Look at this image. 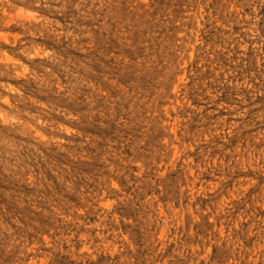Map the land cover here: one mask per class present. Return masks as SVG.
Returning a JSON list of instances; mask_svg holds the SVG:
<instances>
[{"label":"clouds","instance_id":"clouds-1","mask_svg":"<svg viewBox=\"0 0 264 264\" xmlns=\"http://www.w3.org/2000/svg\"><path fill=\"white\" fill-rule=\"evenodd\" d=\"M67 13L72 14L73 30L89 42L84 45L80 61H67L58 69L62 76L70 78L61 86L60 77L53 78L52 67H45L50 54L42 48L37 52L36 48L42 37L58 39L60 34L69 35L67 28L56 21ZM194 14L199 15V11ZM162 17H167V10L161 0H0V187L12 182L35 183L40 194L50 201L49 211L62 228H42L29 237L11 225L0 224V264H57L62 255L69 256L73 264H100L97 257L101 253H111L108 264H264V129L250 136L241 149L233 147L228 164L215 166L213 185L204 183L203 191L192 188L196 199L207 197L206 209L196 204L177 206L180 185L170 191L166 178L159 175L171 168V160L183 158L173 156V152L183 153L184 157L190 154L178 126L181 135L165 127L166 138L159 139L153 147H141L143 141L138 140L132 160L106 153L99 179L93 176L78 180L65 166L61 170L64 183L55 191H49L41 174L30 166V155L43 159L50 145L62 144V137L75 135V131L66 133L65 127L75 129L83 113L72 107L76 114H66V105L86 104L92 111L101 101L106 111H111V105L118 110L124 93L121 90L113 98V90L119 88L113 71L102 74L107 92L99 82L92 83L95 77L86 78L88 61L102 41H116L120 47L136 46L138 39L155 38ZM223 19L229 26L232 22L243 25V39L256 42L264 63V0H226ZM164 51L147 52L139 69L146 70L150 65L156 70L160 76L158 86L166 82V71H179L175 64L167 62L157 68ZM116 63L123 64V60ZM33 72L47 77V87L55 86L59 103L38 101L15 86L14 81L21 76L25 81L33 79ZM85 91L87 97L82 95ZM52 112H60L55 121L50 119ZM136 160L140 165L132 179L144 183L147 178L160 187L161 198L145 194L136 204L139 215L130 213L127 224L131 227L126 234H112L105 223L87 224L91 210L101 208L102 200L112 197L114 206L123 201L135 203L124 194L122 176L123 170ZM204 163L207 168L209 165ZM30 173L31 182L27 179ZM232 173L247 179L229 187L226 179L231 182ZM113 179L120 181V188L112 184ZM194 179L189 177L188 184ZM97 183L100 187L95 191L88 188ZM68 185L77 193L75 203L61 199V195L69 194ZM164 193L169 195L162 203ZM113 210L101 208V221H106Z\"/></svg>","mask_w":264,"mask_h":264},{"label":"rangeland","instance_id":"rangeland-1","mask_svg":"<svg viewBox=\"0 0 264 264\" xmlns=\"http://www.w3.org/2000/svg\"><path fill=\"white\" fill-rule=\"evenodd\" d=\"M225 2L161 0L167 17H162L163 23L155 38L138 39L137 45L130 48L120 47L116 41H102L100 49L88 61L86 78L95 77L92 83L99 82L107 92L102 74L112 70L114 82L119 83V88L113 90V98L121 90L124 94L118 110L116 105H111V111H106L101 101H97L92 111L88 110L86 104L65 106L68 108L66 114H76L71 111L72 107L83 113L75 129L65 127L66 133L75 131V135L62 137V144L50 145V152L43 159L34 155L28 157L30 166L49 185V191H55L64 183L61 170L65 166L78 180L93 176L99 179L104 171L106 153L132 160L137 154L138 140L143 141L141 147H153L159 139L166 138L165 127L173 134L181 135L177 131L178 126L183 130V142L190 154L184 157L183 153L173 152V156L183 158L171 160V168H165L159 175L166 178L170 191L174 192L175 185H180L177 206L180 203H186L189 207L196 204L205 209L209 206L207 197L196 199L192 188L203 191L204 183L213 185L215 166L228 164L233 147L241 149L247 145L250 136L264 129V63L261 62L256 42L248 43L243 39V25L232 22L229 26L225 23ZM197 10L199 15L194 14ZM56 21L67 28L69 35L60 34L58 39L42 37L36 51L42 48L50 54L45 67H52L53 78L60 77L58 83L63 86L70 78L66 74L62 76L58 69L61 65L66 66L67 61H80L85 53L84 45L89 41L73 30L71 13L57 17ZM164 49V59L157 68L167 62L168 65L175 64L179 71H166V82L158 86L160 76L156 70L150 65L146 70L139 69L147 52L155 54ZM121 59L123 64L116 63ZM14 84L38 101L59 103L53 91L55 86L47 87V77L36 72H33V79L25 81L21 76ZM82 95L87 97L88 92H82ZM59 116L60 112L50 113L53 121ZM201 140L203 143H200ZM202 161L209 166L206 168ZM139 165L138 160L129 164L122 176L126 186L124 194L135 203L123 201L114 206L112 197L102 200L101 208H114L110 217L101 221V208H93L87 224L105 223L112 234H126L127 228L131 227L127 224L130 213L136 212V204L145 194L161 198L160 187L147 178L144 183L132 179L138 174ZM197 170L201 175L196 176ZM230 175L234 179L231 182L226 179L229 187L247 179L235 173ZM189 177H195L191 184H188ZM27 179L33 181V175L30 173ZM112 184L121 187L120 181L115 179ZM98 187V183L88 185L92 191ZM68 188L69 194L61 195V199L65 203H75L77 193L71 191L72 185H68ZM168 195L164 193L162 203L166 202ZM49 203L35 183L12 182L0 187V224L11 225L29 237L42 228L62 230L57 218L49 211ZM136 214L139 215L138 212ZM111 259V253H101L97 257L100 264H108ZM57 264H73V261L69 256L62 255L58 257Z\"/></svg>","mask_w":264,"mask_h":264}]
</instances>
